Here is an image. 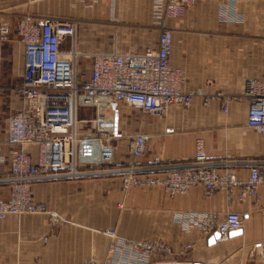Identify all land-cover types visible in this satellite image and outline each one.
<instances>
[{
    "label": "crops",
    "instance_id": "obj_1",
    "mask_svg": "<svg viewBox=\"0 0 264 264\" xmlns=\"http://www.w3.org/2000/svg\"><path fill=\"white\" fill-rule=\"evenodd\" d=\"M73 8V0L36 4L0 0V23L13 24L26 14L39 22L47 17L71 20L94 27L96 42H84L90 46L85 45L87 50L120 54L157 49L160 23L165 18V28L173 32L170 64L185 74L186 92L239 95L246 82L264 80L263 0H201L178 16L166 15L165 8L157 11L153 0H104L89 9L81 7L87 13ZM0 47L7 92L0 110V177H9L13 154L20 148L7 144V127L12 113L23 108L13 89L23 80L24 57L16 32ZM117 108L116 137L124 141L115 163L85 168L91 173L83 178L35 181V201L70 219L61 231L47 226L44 216H14L0 221V264L103 262L112 243L105 234L109 230L116 231L119 242L165 240L173 254L154 256L149 264H264V184L258 188L257 199L244 202L237 194L232 199L224 192L208 196L203 187L175 197L152 188H133L126 195L121 187L130 168L140 175L163 176L192 165L199 140L204 142L208 157L205 168L235 173L241 180L248 178L252 166L264 172V136L247 126L246 103H233L224 114L219 103L204 106L195 98L188 107L174 106L165 115L145 114L124 120L126 107ZM125 120L136 124L135 133L122 131ZM138 133L148 136L147 150L142 158L135 159L129 144ZM30 151L36 157L35 148ZM11 184L0 183L1 197L9 196ZM230 211L243 217V228L215 244L210 243L213 236L204 237L197 229L184 231L175 221L179 213L212 212L224 217ZM187 244L192 249L179 257Z\"/></svg>",
    "mask_w": 264,
    "mask_h": 264
},
{
    "label": "built area",
    "instance_id": "obj_2",
    "mask_svg": "<svg viewBox=\"0 0 264 264\" xmlns=\"http://www.w3.org/2000/svg\"><path fill=\"white\" fill-rule=\"evenodd\" d=\"M102 1L73 0L75 7L85 9ZM196 3L198 0L194 3L154 0V7L157 11L165 8L168 16H178ZM160 24L157 49H147L143 53L88 55L92 60L89 77L79 81L74 62L78 58L76 51L66 53L63 50L64 41L74 40L75 43L77 40L74 23L51 17L39 22L30 15L20 19L16 28L24 44L25 73L22 82L13 90L22 99L23 108L9 118L6 140L9 146L20 149L13 154L10 163L9 173L13 177H0V183H15L11 184L9 198H0V221L8 216L29 214L48 215L53 221L61 219L46 204L35 201L31 186L38 180L83 178L91 173L85 168L113 165L117 154L115 118L118 105L160 116L174 106L188 107L195 98L204 106L219 103L223 113L228 112L231 104L244 102L248 105V127L264 136V80L248 81L241 95L186 92L183 89L185 74L170 64L173 34L164 27L165 18ZM10 34L9 24H0L1 44ZM2 60L0 47V110ZM88 112L89 115L84 116ZM147 141L148 136L143 133L133 138L129 144L133 158L143 157ZM31 148H35L36 157ZM194 160L192 165L163 176L140 175L135 168H130L122 178V191L127 195L133 188H152L175 197L188 195L191 188L203 187L208 196L224 192L232 199L237 194L241 202L258 198L264 172L257 166L250 168L246 180L239 179L235 173L205 168L208 157L202 140L196 143ZM175 221L184 231L197 229L204 237L218 234L220 240L229 239L244 225L243 217L233 211L224 217L212 212L179 213ZM105 234L112 239L108 256L103 262L88 260L85 264H149L154 256L165 258L173 254L172 247L163 239L119 242L115 230ZM190 249L192 245L187 244L178 256L183 257Z\"/></svg>",
    "mask_w": 264,
    "mask_h": 264
},
{
    "label": "rangeland",
    "instance_id": "obj_3",
    "mask_svg": "<svg viewBox=\"0 0 264 264\" xmlns=\"http://www.w3.org/2000/svg\"><path fill=\"white\" fill-rule=\"evenodd\" d=\"M42 0H37V1H35V0H29V4H36V3H39V2H41ZM75 8H77V9H75ZM75 8H73V11H82V12H86L87 13V11L86 10H82L81 8H79V7H75ZM8 13H11V11H7ZM90 13L91 12H93L92 10L91 11H89ZM27 15H29V14H26L25 16H27ZM31 16V15H30ZM24 17V16H23ZM22 17V18H23ZM262 18H263V23H264V0H263V13H262ZM58 19V18H57ZM59 21H62V22H69V21H71V20H64V19H62V18H60V19H58ZM16 22L15 23H13V24H10L9 22H4V21H2V23H7V24H9V26L11 27V33L13 32L14 34H15V32H16V34H17V25H18V23L17 22H19L20 20H19V18L17 19V20H15ZM2 23H0V24H2ZM77 24H78V22H77ZM16 30V31H15ZM94 27H92V26H89V25H84V24H82V23H79L78 24V38H77V40L75 41V43H74V40H67L66 42H65V44H64V46H63V50L66 52V53H68V52H70L71 50H75V51H77L78 52V58H77V74H78V79H79V81H81V80H83V79H86V78H88L89 77V74H90V71H91V67H92V60L91 59H89L87 56L88 55H91V54H95V53H100V52H97L98 50H96V51H94V50H87L86 48H85V45H86V43H90V42H92L93 44H94V42H96V39H95V36H94ZM10 36H11V34H10ZM18 36V35H17ZM84 36H86L87 37V39H85V37ZM10 38V37H9ZM9 40V39H8ZM7 40V41H8ZM81 40H83V42H81ZM6 41V42H7ZM84 42H86V43H84ZM5 43V42H4ZM98 43V42H97ZM0 44H1V42H0ZM12 44V43H11ZM75 44V47L73 48V45ZM88 44L86 45V47H90V46H88ZM101 44V43H100ZM100 44H98V46L100 45ZM13 46H14V44H12ZM16 45V48H18V46H17V44H15ZM89 45H91V44H89ZM76 52V53H77ZM7 62V61H6ZM2 75H3V81H2V84H3V86L5 85L4 84V71H2ZM6 90V88H5V86L3 87V92H2V98H3V96H5L6 94H7V92L5 91ZM124 107H126V106H123V108ZM2 108V107H1ZM117 110H118V108H117ZM124 110V118L122 117V119L124 120V119H133V118H141L142 116H144L145 114H143L142 112H140L139 110H136V109H134V110H132V108H129V107H126L125 109H123ZM8 114V113H7ZM14 113H12V115H13ZM11 115V116H12ZM87 115H89V112L88 113H85L84 114V116H87ZM116 115H117V111H116ZM122 120V121H123ZM126 121V120H125ZM125 121H124V123H123V125H122V127H121V129H122V131H129V132H132V133H135L136 131H137V126H135L136 124H132V125H130V121H126V123H125ZM135 121V120H134ZM133 121V122H134ZM115 124H116V118H115ZM121 141H122V143H121ZM123 141L124 140H117V151L119 150V147H120V145L121 144H123ZM128 142V141H127ZM125 144V143H124ZM125 146H127V143H126V145ZM125 146H124V148H123V150L125 149ZM11 186L12 185H10V189H11ZM32 193H33V191H32ZM34 194V193H33ZM0 198L2 199V200H5V199H8L9 198V196L7 197V198H3V197H1V195H0ZM34 199H35V197H34ZM44 204V203H43ZM50 209V208H49ZM51 211H54V210H51ZM54 212H56V211H54ZM58 216H60V218L61 219H57L56 221H53V219L50 217V216H48V215H42V214H29V215H36V216H41V217H43L44 216V219H45V223H46V225L47 226H51L50 228L51 229H53V230H56V231H61V229L60 228H65V226L67 225V223H65V221H67L66 219H70V218H66V217H62L61 215H59L58 213H56ZM8 217H14V216H8ZM7 217V218H8ZM64 221V222H63ZM43 240L45 241V240H47V238L45 237V238H43ZM109 251V250H108Z\"/></svg>",
    "mask_w": 264,
    "mask_h": 264
},
{
    "label": "bare ground",
    "instance_id": "obj_4",
    "mask_svg": "<svg viewBox=\"0 0 264 264\" xmlns=\"http://www.w3.org/2000/svg\"><path fill=\"white\" fill-rule=\"evenodd\" d=\"M35 1H37V0H35ZM171 1H175V0H171ZM185 1H188V2H192L193 1V3L195 2V0H185ZM199 1H201V0H198V2ZM153 2H154V0H153ZM163 2H164V0H163ZM195 5V4H194ZM75 7V6H74ZM71 22H73V21H71ZM74 23V25L76 26V28H77V32H78V24H77V22L75 23V22H73ZM164 27H165V25H164ZM167 29V28H166ZM168 30V29H167ZM169 31H171V30H169ZM172 32V31H171ZM172 34H173V32H172ZM76 38H78V33H77V35L75 36V39ZM22 43V42H21ZM22 47H23V57H24V44L22 43ZM77 52V51H76ZM79 55H78V52L76 53V58L78 57ZM64 57V56H63ZM24 59V58H23ZM74 62H76V68H77V60L76 59H74ZM170 63H171V58H170ZM24 73H25V59H24V71H23V77H24ZM79 80V79H78ZM250 81H252V80H250ZM247 83V82H246ZM246 86V85H245ZM244 90H245V88H244ZM204 92V91H203ZM207 93V92H206ZM218 93H223V92H218ZM243 93H244V91H243ZM243 93H241V94H243ZM208 94H211V93H208ZM213 94H217V93H213ZM224 94H226V93H224ZM241 94H239V95H241ZM227 95H232V94H227ZM247 105V104H246ZM209 106V105H208ZM247 107H248V105H247ZM224 114H226V113H224ZM148 115V114H147ZM247 120H248V114H247ZM247 126H248V123H247ZM251 129V128H250ZM255 131V130H254ZM139 134V133H138ZM136 136V135H135ZM134 136V137H135ZM12 161V160H11ZM11 163V162H10ZM9 167H10V165H9ZM10 169V168H9ZM10 171V170H9ZM13 176H11V174L9 173V177H7V178H3V179H8V178H12ZM33 183V182H32ZM13 184H15V183H13ZM31 184V183H30ZM31 190L33 191V189H32V186H31ZM9 196H10V194H9ZM33 196H34V194H33ZM54 212V211H53ZM56 213V212H55ZM7 218V217H6ZM5 218V219H6ZM2 221V220H1ZM262 253V252H261ZM263 256H264V254H262Z\"/></svg>",
    "mask_w": 264,
    "mask_h": 264
},
{
    "label": "water",
    "instance_id": "obj_5",
    "mask_svg": "<svg viewBox=\"0 0 264 264\" xmlns=\"http://www.w3.org/2000/svg\"><path fill=\"white\" fill-rule=\"evenodd\" d=\"M217 240H220V236L218 234H215L211 240H210V243L211 244H215Z\"/></svg>",
    "mask_w": 264,
    "mask_h": 264
}]
</instances>
